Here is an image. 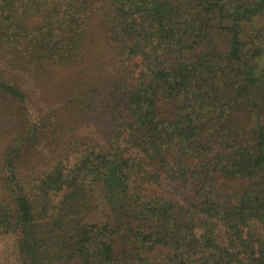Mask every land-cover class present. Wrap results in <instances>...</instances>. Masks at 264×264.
Segmentation results:
<instances>
[{"label":"trees","instance_id":"1","mask_svg":"<svg viewBox=\"0 0 264 264\" xmlns=\"http://www.w3.org/2000/svg\"><path fill=\"white\" fill-rule=\"evenodd\" d=\"M95 5L111 52L137 69L110 96L115 145L54 168L33 197L8 188L0 233L18 234L25 264H264V0H0V97L25 101L4 78L15 69L78 63ZM163 180L183 204L151 193ZM50 194L64 195L53 213Z\"/></svg>","mask_w":264,"mask_h":264},{"label":"rangeland","instance_id":"2","mask_svg":"<svg viewBox=\"0 0 264 264\" xmlns=\"http://www.w3.org/2000/svg\"><path fill=\"white\" fill-rule=\"evenodd\" d=\"M98 8L99 5H95L89 15L93 30L88 29L87 36L92 42L86 44L78 63L68 68L45 67L47 71L42 73L46 75L42 78H31L16 69L11 70L14 73L10 76H4L20 87L25 101L13 103L0 97V200L8 199V188L17 192L22 188V193L33 197L44 176L54 168L73 171L83 157L115 145V121L111 111L117 108L119 101L110 96L129 86L137 69L133 62L125 63L128 60L119 55L115 57L111 52L105 36L112 34L102 32L103 19L97 16ZM254 25H264V17ZM113 61H117L115 65ZM16 140H23L22 146L16 148ZM9 161L12 162L10 169ZM11 169L16 181L7 185ZM161 183L151 189L152 194L183 204L185 191L178 184L168 180ZM227 188L221 187L219 192L229 194ZM85 189L89 201L86 219H101L106 210L101 200L102 190L92 185ZM63 196L49 195L50 204L45 207L51 209L50 213ZM45 202L40 200L36 207L41 209ZM18 239L17 233H0V264H25Z\"/></svg>","mask_w":264,"mask_h":264}]
</instances>
